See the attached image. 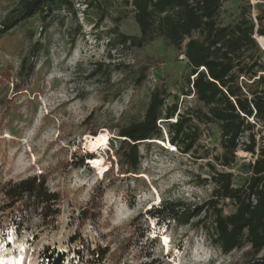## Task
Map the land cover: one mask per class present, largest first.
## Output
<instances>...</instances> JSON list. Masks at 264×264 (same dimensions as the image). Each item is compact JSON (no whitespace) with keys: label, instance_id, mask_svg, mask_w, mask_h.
I'll list each match as a JSON object with an SVG mask.
<instances>
[{"label":"rangeland","instance_id":"rangeland-1","mask_svg":"<svg viewBox=\"0 0 264 264\" xmlns=\"http://www.w3.org/2000/svg\"><path fill=\"white\" fill-rule=\"evenodd\" d=\"M73 1L74 10L63 7L46 20L37 14L0 38V181L36 175L38 184L45 179L51 191L62 195L53 215L44 220L39 209L30 222L18 226L10 209L1 208L6 202L0 192V264H47L42 257L45 247L65 251L64 264H113L107 258L94 259L88 247L110 246L112 254L129 234L134 243L122 264L153 259V264H245L254 257L251 249L224 254L210 238L212 212L199 216L194 212L196 205L212 197L213 166L228 171L216 158L223 151L217 124L194 117L199 136L184 152L168 144L167 122L161 119L164 145L159 139L141 143L139 173L119 171L113 140L122 125L144 116L155 87L168 88V106L178 104L171 121L179 112L188 109L194 114L203 107L193 92L186 94L190 67L185 56L162 38L143 48L115 45L118 30L140 34L131 3L93 0L89 6L87 0ZM16 2L0 0V23ZM251 11L247 0H225L220 26L233 25L244 14L250 18ZM263 12L260 4L259 14ZM255 40L258 46L249 53L254 61L264 62V46L258 37ZM35 41L42 45L35 70L20 77L21 60ZM99 62L105 63L104 73L93 75ZM143 70L146 78L137 84ZM94 131L98 134L92 135ZM97 139L101 141L94 150L97 159L77 164L82 155L94 153L89 144ZM247 163L236 157L230 168L235 186L250 177ZM100 184L101 217L86 222L74 236L81 210ZM167 201L183 203L180 217L158 212ZM220 206L226 214L234 211L229 199H221ZM263 255L264 250L258 257Z\"/></svg>","mask_w":264,"mask_h":264},{"label":"trees","instance_id":"trees-1","mask_svg":"<svg viewBox=\"0 0 264 264\" xmlns=\"http://www.w3.org/2000/svg\"><path fill=\"white\" fill-rule=\"evenodd\" d=\"M124 1L126 4L133 5L134 17L139 25L140 34L129 35L118 30L115 45L143 48L152 41L162 38L168 45L175 47L185 56L190 67L189 88L186 94L193 92L198 101L203 103V107L195 109L194 114H190L191 111L188 109L182 114L179 112L176 120L171 121L170 119L177 113L178 104L168 106L167 99L170 95L168 88L166 86L155 87L150 94L144 116L122 125L116 140H113L116 142V144L113 142V146L116 148L119 171L139 173L142 158L140 144L152 143L149 141L151 139L165 142L164 139H160L163 129L159 124L161 119L167 122L169 142L180 150L189 152L200 130L197 124L193 125L194 117L200 123H213L219 126L223 151L216 158L220 164L231 168L236 163L235 151L239 135L246 128L252 129V124L247 122V116H252L254 113L252 105L257 111L256 116L264 121V74H261L253 83H244L251 98L244 93L240 85L242 74L253 78L260 71H264V62L254 61V55L249 53L252 47L258 46L253 37L255 34L254 21L244 14L233 25L222 28L219 23V13L225 0ZM94 2L87 0L89 6H93ZM63 7L74 10V1L17 0L0 23V38L37 14L46 20L49 13ZM98 7L101 8L102 5L98 4ZM257 19L259 27L256 39L258 37V43L262 47L264 46V26L262 24L264 12L258 14ZM195 32L199 33L198 37L193 36ZM40 46H42L41 43L35 41L30 52L22 58L18 72L20 77H28L34 72L35 59ZM246 53L249 54L248 59H243ZM103 66L105 63H97L92 74H103ZM191 76H193L192 80ZM145 78L143 70L136 79V83H142ZM252 84L257 85V88H250ZM96 134H98L97 131L92 133V135ZM251 138L252 143L249 149L253 150L255 146L253 133H251ZM90 156L92 154L88 152L85 158L82 155L77 164L84 163V160L91 158ZM96 158L95 156L90 160ZM246 165L250 168L251 175L240 186L234 185V172L219 171L213 166L211 180L215 187L212 197L196 205L194 212L197 216L205 210L212 212L213 232L210 238L224 254L249 247L254 257L245 264H264V255L258 257L264 250V148L254 163ZM109 171L112 172V167ZM37 179L36 175H31L18 181H0V192L4 197L3 202H6L1 208L10 209L18 226H23L26 221L30 222L33 214L39 209H41L43 219H47L54 214L56 203L62 199L60 191H51L45 179H41L40 184L37 183ZM103 194L104 191L100 184L96 187L89 203L82 208L74 236L80 235L86 222L101 217ZM221 199L231 200L234 211L224 213L223 207L220 206ZM182 206L181 202L167 201L158 209V212H167L169 215L180 217L179 209ZM197 222H201V219ZM122 241L123 243L112 254L110 246L97 245L93 249L88 247V250L94 259L107 258L113 264H122L125 255L133 246V234L124 237ZM42 257L47 264H64L66 252L45 247ZM155 261L153 259L143 264H153Z\"/></svg>","mask_w":264,"mask_h":264},{"label":"built area","instance_id":"built-area-1","mask_svg":"<svg viewBox=\"0 0 264 264\" xmlns=\"http://www.w3.org/2000/svg\"><path fill=\"white\" fill-rule=\"evenodd\" d=\"M248 3L251 5V19L254 21L256 29L255 34L256 36L257 29L259 27V20L257 16L259 14V5L264 4V0H247ZM261 74H264V71H260L257 76L253 78H249L246 74H242L240 77V85L246 95L251 98V94L244 85V83H253L255 79H258ZM254 108V113L252 116H247V122L252 124V129H244L243 132L239 135L237 142L238 146L236 148L235 154L236 157H242L248 163H254L257 157L259 156L261 150L264 148V121L261 120L259 117L256 116V109ZM243 114V113H242ZM245 115V114H243ZM251 133L254 134L255 138V146L253 150L249 149V145L252 143ZM225 167V166H224ZM228 171H231L229 167H225ZM254 201L256 202L255 197L253 196Z\"/></svg>","mask_w":264,"mask_h":264},{"label":"bare ground","instance_id":"bare-ground-1","mask_svg":"<svg viewBox=\"0 0 264 264\" xmlns=\"http://www.w3.org/2000/svg\"><path fill=\"white\" fill-rule=\"evenodd\" d=\"M256 35H257V34H256ZM100 143H101L100 139L94 140V141L90 142V144H89V148H90L92 151H94V150L98 149ZM107 144H108V141H107ZM96 159H97V158H96ZM96 159H92V160H90V163L93 162V161L96 160ZM103 174H104V173H103Z\"/></svg>","mask_w":264,"mask_h":264},{"label":"water","instance_id":"water-1","mask_svg":"<svg viewBox=\"0 0 264 264\" xmlns=\"http://www.w3.org/2000/svg\"><path fill=\"white\" fill-rule=\"evenodd\" d=\"M256 38V36H254Z\"/></svg>","mask_w":264,"mask_h":264}]
</instances>
